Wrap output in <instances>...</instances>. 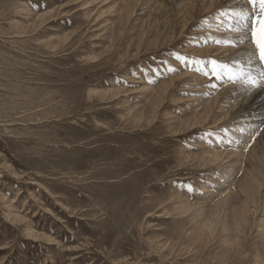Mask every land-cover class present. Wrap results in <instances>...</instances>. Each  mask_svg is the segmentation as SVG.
<instances>
[{"label":"rangeland","instance_id":"374dc122","mask_svg":"<svg viewBox=\"0 0 264 264\" xmlns=\"http://www.w3.org/2000/svg\"><path fill=\"white\" fill-rule=\"evenodd\" d=\"M240 7L0 0V264H264V86L205 75Z\"/></svg>","mask_w":264,"mask_h":264},{"label":"snow or ice","instance_id":"6c2138e0","mask_svg":"<svg viewBox=\"0 0 264 264\" xmlns=\"http://www.w3.org/2000/svg\"><path fill=\"white\" fill-rule=\"evenodd\" d=\"M245 3L251 7V11L240 7L239 9H222L215 14L214 19L218 29L226 28L235 36L224 40L214 39L212 42L230 45L233 48L250 45L251 48L244 49L243 59H233L230 63L217 59L208 61L211 72L205 75L214 76L217 81L242 82L251 89L264 86V0H245ZM176 59L186 67L203 63L179 54ZM169 70L176 71L174 68ZM199 70L204 71L203 68ZM254 70L259 72V76L254 74ZM210 87L214 90L217 85L211 84ZM188 189L193 190L191 185Z\"/></svg>","mask_w":264,"mask_h":264},{"label":"bare ground","instance_id":"6f19581e","mask_svg":"<svg viewBox=\"0 0 264 264\" xmlns=\"http://www.w3.org/2000/svg\"><path fill=\"white\" fill-rule=\"evenodd\" d=\"M165 1H166V0H165ZM170 2H171V0H170ZM148 87H149V86H148ZM150 88H151V87H150ZM260 90H261V89H260ZM258 93H259V92H258ZM258 93H257V95H258ZM259 94H261V93H259ZM255 95H256V94H255ZM218 96H219V95H218ZM263 97H264V96H263ZM263 97H262V99H263ZM260 99H261V98H260ZM214 100H215V99H214ZM256 101H257V100H256ZM258 101H259V100H258ZM258 101H257V102H258ZM253 102H255V101H253ZM249 104H250V103H249ZM251 104H252V102H251ZM251 104H250V105H251ZM255 105H256V104H255ZM258 106H259V105H258ZM243 107H244V106H243ZM262 107H263V106H262ZM246 108H249V107L246 106ZM254 108H255V107H254ZM250 109H251V108H250ZM261 109H262V108H261ZM252 110H253V109H252ZM249 111H251V110H249ZM248 113H250V112H248ZM253 113H254V112H253ZM260 115H261V114H260ZM261 116H262V115H261ZM189 120H190V119H189ZM201 120H202V119H201ZM261 121H262V120H261ZM202 124H203V123H202ZM254 158H255V157H254ZM221 162H222V161H221ZM210 163H211V162H210ZM256 178H257V177H256ZM222 202H223V201H222ZM184 207H185V206H184ZM186 208H187V207H186ZM216 217H217V216H216Z\"/></svg>","mask_w":264,"mask_h":264}]
</instances>
